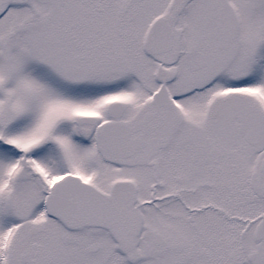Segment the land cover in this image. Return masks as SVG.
Instances as JSON below:
<instances>
[{"label":"snow or ice","instance_id":"6c2138e0","mask_svg":"<svg viewBox=\"0 0 264 264\" xmlns=\"http://www.w3.org/2000/svg\"><path fill=\"white\" fill-rule=\"evenodd\" d=\"M0 264H264V0H0Z\"/></svg>","mask_w":264,"mask_h":264}]
</instances>
